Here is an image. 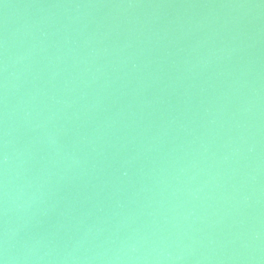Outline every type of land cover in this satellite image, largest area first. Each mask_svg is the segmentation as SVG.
Returning a JSON list of instances; mask_svg holds the SVG:
<instances>
[{"label":"water","instance_id":"obj_1","mask_svg":"<svg viewBox=\"0 0 264 264\" xmlns=\"http://www.w3.org/2000/svg\"><path fill=\"white\" fill-rule=\"evenodd\" d=\"M0 264H264V0H0Z\"/></svg>","mask_w":264,"mask_h":264}]
</instances>
